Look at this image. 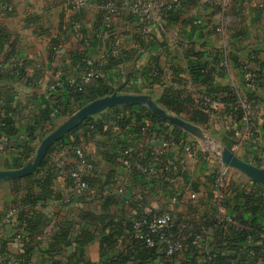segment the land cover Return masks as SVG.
Listing matches in <instances>:
<instances>
[{"label":"crops","instance_id":"crops-1","mask_svg":"<svg viewBox=\"0 0 264 264\" xmlns=\"http://www.w3.org/2000/svg\"><path fill=\"white\" fill-rule=\"evenodd\" d=\"M3 1L11 4L13 9L6 11L0 8V52L13 53L27 64L28 69H6L0 73V121L7 120L9 128L14 130L5 153L0 155V170L20 168L31 161L33 155L20 167H15L13 162L22 147L35 148V154L43 137L79 109L73 102L71 114L60 115L58 99L64 100L69 93L63 90L51 92L48 86L55 76L78 77L87 61L93 62L101 78L115 88L113 93L147 94L155 102L166 87L182 95L206 90L189 74V61L195 60L196 55L201 53L213 60L225 49L237 61H248L251 69L259 72L260 79L259 89L255 93L257 99L251 100V118L257 136L247 135L246 122L223 114L224 108L210 112L204 125H196L206 138L208 133L212 134L213 137L209 136L210 144L178 127L181 135L174 133V143L163 153V158L182 156V142L185 140L192 143L195 153L185 158L187 172L174 175L171 179L158 174L156 180H149L148 176L117 163L121 161V157H117L121 154L119 149L124 145L137 158H147L150 141L134 128L133 120L122 125L108 121L102 115L107 108L93 115L95 120L102 119L100 131L85 134L84 129H78L68 134L78 126L74 127L66 133L67 137L57 143L55 141L47 151L45 167L56 173L53 179L54 193L67 196L71 191L70 179L58 175L57 162L61 158L73 161V149L82 147L89 160L96 165V170L86 175L96 179L90 194L76 197L69 203H65V200L60 202L54 197L37 203L33 210L50 222L42 233L24 230L18 241H13L14 234L19 231L18 213L11 220H5V235L0 238L1 264H14L25 257L32 264H51L56 259L61 264H74L68 261V257L76 249L75 243L72 242L59 253L50 250L49 246L51 235L61 221L74 223L73 235L84 227L79 216L82 211H89L95 216H113L123 225L121 234L113 235L112 248L102 256L106 264H115L120 255H127L139 246L129 240L124 226L142 210H168L175 220L191 224L200 237L186 234L184 250L178 259L166 257L163 247L158 245L154 249L155 257L136 260L140 262L138 264H223L233 254V248L225 242V227L219 228L213 224L215 215L221 209L229 215H237L247 225L254 223L264 228V192L257 191L255 200L247 201L246 196L256 190L254 181L239 170L226 166L215 155L219 148L226 146L242 160L264 168V139L261 138L264 123V6L260 7L264 0H230L223 11L212 7L206 0H181V5L168 18L162 14L160 22L151 24L147 31L127 6L118 7V13L109 17L110 25L106 26L107 15L102 3L88 0L81 11V18L89 24L80 35L73 29V13L64 7L62 0ZM154 14L160 13L155 11ZM113 48L120 51L116 64H110L108 60V53ZM230 61L232 79L242 84L239 69L233 60ZM154 64L161 69L157 79L145 74L146 69ZM212 76L215 86L229 85L228 78L217 68ZM93 84L94 81L90 82L83 91ZM52 109L56 110L54 116L50 115ZM62 118L65 119L60 122ZM220 124L223 128L221 131L217 130ZM162 125L168 130L175 126L168 121ZM76 138L79 142L74 144ZM230 168L242 173L247 180L227 178ZM220 176L222 187L216 185ZM3 183L6 184V193L0 196L1 221L6 219L11 207L20 203V194L11 190L9 180L0 181V184ZM119 188L123 189L122 193L118 192ZM188 192L195 193V198H190ZM174 195H177V200L172 201ZM89 228L98 237L110 233V229L99 221L90 224ZM97 236L85 248V264H101V245ZM261 243L260 239L257 242L260 247L256 260L243 259L242 264H264V246Z\"/></svg>","mask_w":264,"mask_h":264},{"label":"trees","instance_id":"trees-1","mask_svg":"<svg viewBox=\"0 0 264 264\" xmlns=\"http://www.w3.org/2000/svg\"><path fill=\"white\" fill-rule=\"evenodd\" d=\"M99 1L100 3L104 4L108 0H99ZM171 12L172 11L165 13L164 17L168 18ZM73 20L74 21L84 20L81 18V11L76 14H73ZM84 27L85 26H82L81 33L84 30ZM111 50L108 53V60L110 64H116L120 59V51H119V55L117 57H114L111 55ZM8 55L11 56L13 55V53L8 52ZM196 56L197 58L195 60L189 61L188 64L190 77L193 80L198 81L205 86L206 90L204 92L213 95L218 94L216 96L219 97L220 101L224 104V109H223L224 111H222L223 114H230L235 120L244 122L245 121L243 119L244 113L243 110L237 104L238 97L236 93L231 89L229 85L215 86L212 82L213 80L212 74L215 68H217V70H219V72L222 74L221 67L218 66V60L219 58H221V52L217 54L213 60H209L208 58H206V55H203L202 53ZM228 59L233 60L236 66L241 62V61H237L236 58L231 57L229 53H228ZM86 63L87 62L84 63L83 69L86 68ZM215 65L218 67H215ZM22 69L23 68L11 69V70L22 71ZM145 74H148L151 78L157 79L161 75V69L156 64H154L152 67L146 69ZM256 74L259 76L258 79H260L259 72H256ZM93 81L94 84L91 85L85 91L83 90L86 87V85L81 91H75L68 86H64L63 92L69 93V95L64 100L58 99L57 105L58 108L60 109V110L58 109V113L60 115H69L72 112L71 105L73 102L76 104L77 108H81L93 100L112 94L113 91L115 90V88L112 85H109L103 78H101V76ZM246 95L247 98L250 100L257 99L255 93L246 92ZM156 103L163 109L174 113L175 115L181 117L182 119L200 126L207 123L209 119V113L212 112L210 110L205 111L202 108H200L193 100L190 94L182 95L179 91L173 90L172 88L169 87L164 88V90L156 99ZM53 110L54 109H52L51 111ZM102 115L105 117L106 120L114 121L117 125H122V123L124 122H129L130 120H133L135 122L134 128L137 131H139V134L141 135L144 134L143 127L146 126L147 124L150 125L151 129L154 128L168 133L173 139H174L173 137L174 133L179 136L181 135L178 127L174 126V128H172L171 130L165 128L164 125L162 124L163 122L166 121L160 118L158 115L151 112L145 106H141V105L114 106L108 108L105 112L102 113ZM102 124H103L102 119L95 120L93 116H89L81 124H79L78 127L70 131L68 134L74 133L78 129H84L85 134H90V132L93 131H100L102 129ZM251 130L253 132V137H256L257 136L256 131L253 126L251 127ZM0 132H3L8 137V139H10L12 135H14V130L12 128H9V122L7 120L0 121ZM233 132L234 131H232V133ZM261 132H264V123L261 126ZM68 134L61 137L59 140L56 141V143L62 141L65 137H67ZM78 142L79 140L76 138L74 140V144H77ZM52 145H54V143ZM125 147L126 146L124 145V147H120L119 149V152L121 154H119V156L117 157H121V160L122 158H124L123 150L127 149ZM34 151L35 148L33 147H28V146L22 147L21 151L17 152L18 156H16L13 160L14 166L15 167L22 166L28 160V158H30L33 155ZM149 152L148 154H146L147 156L146 159L137 158V156H135L131 152H130V156L133 160H136L137 163L145 164L148 161ZM163 156L164 155H162L161 157L163 158ZM114 159L115 158H113V160ZM47 162H48V156L46 155L41 165L32 174L27 175L23 178L9 180V183L11 185V190L17 194H20V199H19L20 203L18 205L21 206V209L18 211L16 217L18 220L19 230L21 229V226L24 223L26 224L25 230H28L29 232L32 231L34 233H42L50 221L44 215L38 214L36 211L33 210V207L37 203L44 202L51 197L58 199L60 202L65 200L64 201L65 203H69L76 197L79 198L87 197L90 194V190L93 182L96 180L90 178L89 176H86L87 174L83 175L82 180L86 182L87 189L83 194L78 195L74 192V187H75L74 179L69 178L70 179L69 182L71 184V191L68 193V195L63 196L61 193H54L53 179L55 178L56 173L51 171L52 169H46L45 166ZM117 163L121 164V161H118ZM256 165L258 166V164ZM158 174L162 178L169 177L171 179L174 177V175L168 174L164 171L158 172ZM156 177L155 175L150 176L149 180L151 179L156 180L157 179ZM253 186L256 190L255 192L246 196L247 201L253 202L255 200L254 195L257 194V191L261 190V192H264V185L253 182ZM246 207L249 208V206L247 205ZM252 210L254 209L252 208ZM142 212L143 210L140 211L132 219L141 215ZM79 216L84 223V227L80 229L76 235H73V231H72V228L74 227V223H72L69 220H63L60 223H58V227H56L55 231L51 235V242L49 246L50 250L59 253L64 248L69 247L73 242L75 243L76 249L71 253L70 257H68V261H73L74 264H79V263L85 264V258H84L85 248L97 236L90 230L89 226L90 224L99 221L103 224L104 227H108L110 229L109 235L103 237L97 236L99 238V242L101 245L99 250L101 256L100 259L101 264H106L105 261L103 262L102 256H104L112 248L114 243L113 235L121 234L123 225L121 224V222L115 221V218L113 216H109L106 214L95 216L89 211H82ZM233 217L240 225L241 230L235 231L231 227L224 229L225 237H226L225 242L226 244H228L230 247L233 248V254L227 257V259L223 264H227L228 259L234 255V251H236L238 247L246 244L248 236H250L252 239V242L248 246L252 247L255 254L252 257L245 256L243 257V259L246 260L249 259L250 261L251 259H255L259 256L257 254H259L258 250L260 245H257V242L260 241V239L262 240L261 244L264 246V228L257 227L254 223L247 225L245 222L242 221V219L240 220L239 217L235 214L233 215ZM132 219L131 221H128V223L125 224L124 228L127 229L129 240L134 242L135 244H138L140 247L138 246L134 250L129 251L127 255H120L118 257V260L115 262V264H125L128 261H130L131 264H138L140 262H135L136 260L144 261L146 259H150L156 256V252L154 249L157 246L155 248H145L143 245L141 246L139 241L134 240L131 237ZM176 223H179V221L176 220ZM213 224L215 227H219V228L224 227L221 225H216L215 220H213ZM194 230L197 232L196 229ZM262 235L263 237H261ZM26 254L27 253L25 252L24 255L26 256ZM18 262L27 263L30 261H28V258L25 257L24 260ZM51 264H61V261L56 259Z\"/></svg>","mask_w":264,"mask_h":264},{"label":"built area","instance_id":"built-area-1","mask_svg":"<svg viewBox=\"0 0 264 264\" xmlns=\"http://www.w3.org/2000/svg\"><path fill=\"white\" fill-rule=\"evenodd\" d=\"M64 7L71 13L76 14L84 9L88 0H62ZM194 2L199 0H192ZM212 7H217L223 11L229 6L230 0H206ZM181 5V0H108L102 4L103 9L106 12V26L110 25V16L116 15L120 6H127L129 12L138 20L141 21L145 31L154 22H160L161 15L169 11L176 10ZM261 4L260 7H263ZM0 8L6 11H11L13 6L3 0H0ZM155 11H159V15L154 14ZM89 23L86 21H74V31L77 35L81 34L82 26H86ZM111 55L117 57L119 55L118 48L111 50ZM218 66L221 67L222 74L228 78V84L231 89L236 93L238 100V106L243 110L244 120L246 122V134L253 135L251 130L252 124V111L253 103L247 98L246 92L257 93L259 89V76L251 69L248 61H241L236 67L240 71L242 84H238L232 79V64L228 59V52L221 50V58L218 60ZM28 69L27 64L24 63L16 55H8L7 51L0 52V72L5 69ZM101 76L99 69L93 62L87 61L86 68L82 70L78 77H65L60 78L55 76L54 80L49 84L48 89L51 92H57L63 90L64 86H68L75 91L83 90L85 85H88L93 80ZM191 97L196 104L205 111H218L224 108V104L220 101L219 97L213 94L206 93L204 91H193ZM264 107V101L262 102ZM56 110L51 111L50 115L54 116ZM144 134L147 135L150 141V152L147 163L139 164L136 160H133L130 156V149H124V158L121 160V166L135 170L139 174L144 176L157 175L158 172L164 171L171 175H183L188 170L186 157L194 156L195 150L192 143L189 140L182 142L183 155L179 157H166L162 159L163 153L173 145V138L166 132L158 129H151L147 124L143 127ZM238 134V132H235ZM261 138L264 139V132H261ZM245 140V139H243ZM244 142V141H243ZM9 139L3 133L0 132V155H3L8 147ZM218 152V151H217ZM74 160L68 161L61 158L57 162V173L61 177L72 178L75 181L74 192L78 195L83 194L87 189V184L82 180V176L91 173L96 170L94 162L89 160L85 150L82 147H75L73 149ZM222 176L216 180L218 187L223 186ZM119 193L123 192L122 188L118 189ZM187 195L190 198H195V193L188 192ZM172 201L177 200V195L171 198ZM21 209L20 205L11 207L8 210L6 219L0 222V238L5 235L4 223L5 220H11L18 211ZM215 224L224 226L225 228L231 227L235 231L241 230L240 225L233 217L224 212L222 209L214 217ZM26 229V224L23 223L21 229L14 234L13 241H18L22 237V232ZM186 234H192L194 237L199 238L200 235L194 230V227L186 222L176 223L175 217L172 212L168 210H143L141 215L132 219L131 237L134 240L140 242L145 248H155L158 245L163 247L164 254L168 258L178 259L184 250V236ZM252 242L250 236L247 237L246 244L240 246L234 251V255L230 257L227 264H242L243 257H252L255 252L252 247L248 246ZM1 264V258H0ZM10 264V263H6ZM14 264H32L31 262L21 263L15 262Z\"/></svg>","mask_w":264,"mask_h":264},{"label":"water","instance_id":"water-1","mask_svg":"<svg viewBox=\"0 0 264 264\" xmlns=\"http://www.w3.org/2000/svg\"><path fill=\"white\" fill-rule=\"evenodd\" d=\"M119 105L145 106L151 112L168 121L170 124L180 127L187 132L193 133L200 139L206 138L199 127L177 115L169 113L167 110L160 107L150 95L114 92L105 97L93 100L79 108L70 117H68L66 121L43 137L31 161L20 168L13 170H0V181L19 179L31 174L41 164L52 143L57 141L74 127L81 124L87 117L102 112L107 108ZM215 155L226 166L233 167L245 174L252 181L264 185V168L242 160L226 146L219 148V151L215 152Z\"/></svg>","mask_w":264,"mask_h":264},{"label":"rangeland","instance_id":"rangeland-1","mask_svg":"<svg viewBox=\"0 0 264 264\" xmlns=\"http://www.w3.org/2000/svg\"><path fill=\"white\" fill-rule=\"evenodd\" d=\"M169 113L174 114V113H172V112H169ZM174 115H175V114H174ZM64 119H65V118H62V119L60 120V122H61L62 120H64ZM222 129H223V128H222V125H221V124L218 125L217 130L221 131ZM209 136H210V137H213L212 134L208 133V137L205 138V140H206V142H208V143L210 144L211 141H210V139H209ZM203 144H204V147H205V143H203ZM33 156H34V154H33ZM33 156L31 157V159L33 158ZM226 176H227V178L229 177V178L234 179V180H236V181H245V180H247V179L245 178L246 176H244L242 173H240L239 171H237V170H235V169H232V168H230V169L228 170ZM226 176H225V177H226ZM5 185H6V184H4V183H3V184H0V196L6 193V186H5ZM158 210H159V209H158Z\"/></svg>","mask_w":264,"mask_h":264}]
</instances>
